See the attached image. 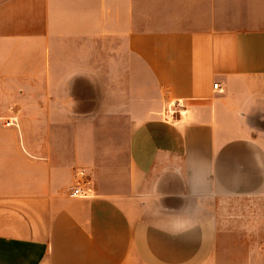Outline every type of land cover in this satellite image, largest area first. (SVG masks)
<instances>
[{
    "label": "crops",
    "instance_id": "1",
    "mask_svg": "<svg viewBox=\"0 0 264 264\" xmlns=\"http://www.w3.org/2000/svg\"><path fill=\"white\" fill-rule=\"evenodd\" d=\"M0 264H264V0H0Z\"/></svg>",
    "mask_w": 264,
    "mask_h": 264
},
{
    "label": "built area",
    "instance_id": "2",
    "mask_svg": "<svg viewBox=\"0 0 264 264\" xmlns=\"http://www.w3.org/2000/svg\"><path fill=\"white\" fill-rule=\"evenodd\" d=\"M215 89H220L219 83L215 84ZM184 104L182 101H169L167 105L162 109L161 115L167 119L175 117L174 114L179 112L183 108ZM69 195L77 198L87 199L94 195V188L91 185V179L84 169H78L75 174L74 184L69 190Z\"/></svg>",
    "mask_w": 264,
    "mask_h": 264
}]
</instances>
